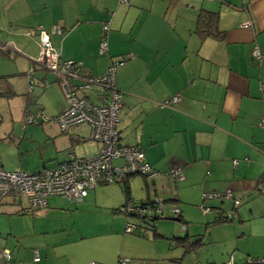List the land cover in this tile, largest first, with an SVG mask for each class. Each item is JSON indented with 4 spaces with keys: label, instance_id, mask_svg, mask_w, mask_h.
<instances>
[{
    "label": "crops",
    "instance_id": "obj_1",
    "mask_svg": "<svg viewBox=\"0 0 264 264\" xmlns=\"http://www.w3.org/2000/svg\"><path fill=\"white\" fill-rule=\"evenodd\" d=\"M127 2L0 0V54L19 57L25 62V68L28 62L29 72L31 62L39 57L37 28L47 32L54 28L59 32L50 35V42L56 54L61 60L82 63L83 75H102L111 63H118L115 82L122 93L118 124L121 143L139 147L144 161L160 174L176 165L183 176L180 181L162 176L149 181L142 177L143 184L138 180L136 184L142 185L143 193L136 198L132 197L130 186L134 176L128 177L125 180L128 194L123 190V183L118 184L123 204L130 201L140 205L158 196L173 200V205L180 210L183 220L180 223L184 224L187 223L184 215L189 217V213L187 208L183 211L179 206L183 201H193L189 197L198 196L204 206L207 200H203V193L223 192L232 184L230 190L240 204L232 203L229 214L227 210L225 213L214 207L216 216L221 212L232 221L234 215H240L238 208L244 197L251 195L254 189L259 194L264 193V176L260 180L264 171L259 174L264 169V126L260 124L264 116V59L257 63L250 55L255 48L264 54V0ZM201 10L218 15L217 28L225 33L223 39H201L195 33ZM107 22V52L100 54L103 25ZM246 22L251 25L243 28L241 25ZM42 79L47 80L48 85L44 87L40 83L41 87L50 90L44 91L45 94L55 93L57 99L54 115L39 121L42 123L48 118L47 123L53 122L42 129L48 138L43 145L50 141L52 147L40 150L34 162L11 166L0 157L7 171L35 174L55 167L70 156L89 159L99 151L100 146L92 140L88 125H74L63 133L52 121L65 108V99L57 79L46 76ZM82 93L93 105L103 104L98 89ZM175 96L179 98L176 104L163 106ZM34 143L39 145L36 140ZM104 185L109 184L90 190L79 207L101 203L111 214H120L116 211L119 202L112 203L109 192L100 189ZM64 200L49 197L45 209L32 211L24 197L5 198L0 204V264H75L67 257L62 258L64 255L56 256L59 248L64 249L61 251L65 255L77 253L71 243L84 238L74 234L55 235L63 231L55 227L64 216L62 207L69 206ZM158 226L164 227V224H156L155 231L142 229L140 236L120 235V224L117 228L111 227L108 235L96 231L90 239L106 236L108 244L89 246L94 254L83 264H115L112 256L117 250L118 264L121 261L124 264H157L159 261H163L162 264H204L196 255L198 251L182 258L183 249L173 238L187 236L191 241L202 238L190 236L182 225L184 236L167 235V245L160 251L158 247H148L153 240L145 237L147 234L158 237ZM241 246L236 244L221 264H227L231 256L233 264H249L248 258L259 259L237 257L235 250ZM4 250L10 253L8 261L2 257ZM35 252L39 256L37 262L33 261ZM122 255L127 258H120Z\"/></svg>",
    "mask_w": 264,
    "mask_h": 264
},
{
    "label": "built area",
    "instance_id": "obj_2",
    "mask_svg": "<svg viewBox=\"0 0 264 264\" xmlns=\"http://www.w3.org/2000/svg\"><path fill=\"white\" fill-rule=\"evenodd\" d=\"M127 4V0H118ZM250 22L243 23V28H248ZM59 29L47 32L37 28V42L39 57L31 62V69L27 73L29 80L28 91L33 88L31 81L35 68L43 69L54 74L59 82L64 99L65 108L56 115L54 121L61 132L65 133L69 127L86 124L91 129V138L98 143L100 148L96 155L89 159H78L70 156L68 160L48 168L39 173L29 174L23 171H7L3 168L0 160V204L7 197H24L28 207L32 211L42 210L47 207L49 197L58 196L69 202L80 203L90 190L97 185L121 183L128 177L139 175L146 179H154L157 176L167 177L173 181L183 179L181 168L172 165L163 174L152 169L145 161L142 150L137 146L124 145L120 141L118 124L119 114L122 107V93L117 90L115 73L118 63H111L102 75L91 76L82 74V63L73 60H61L56 54L50 42V35L56 34ZM109 23L103 25V37L99 44L100 54L107 52V34ZM251 58L259 63L264 59V54L257 48L250 53ZM42 86H47L44 80ZM98 89L103 97L101 106L93 105L87 98L79 96V92ZM177 96L163 103V106L176 104ZM44 118L43 121H48ZM33 120L27 121L29 124ZM264 126V116L260 121ZM236 165V161H233ZM264 188V186H263ZM218 199L221 201L231 200L234 206L240 204L235 199L232 190L223 192L203 193V200ZM209 208L203 207V214L209 213ZM119 213L133 216L141 225L127 222L124 228L126 234H136L142 229L149 228V224L155 225V217L176 218L180 210L173 204L166 203L158 196L152 203L137 205L127 203L124 208L120 207ZM145 225V226H143ZM144 227V228H143ZM5 261L10 258L8 250L2 252ZM33 261H39L37 252L34 253ZM121 261V264H124ZM249 264H264V254L261 258L252 260ZM95 264V263H90ZM227 264H233L231 256Z\"/></svg>",
    "mask_w": 264,
    "mask_h": 264
},
{
    "label": "rangeland",
    "instance_id": "obj_3",
    "mask_svg": "<svg viewBox=\"0 0 264 264\" xmlns=\"http://www.w3.org/2000/svg\"><path fill=\"white\" fill-rule=\"evenodd\" d=\"M1 56L0 76L6 77L15 96L12 98H0V157L11 166H13L12 164L17 165L20 162H34L33 160L38 157L40 150H48L52 147L50 141H48L46 146L43 145V142L48 140V138L46 134L42 132V129H45L46 125H50L53 122L39 123V121H41L43 117H52L54 115L53 111L56 107L57 99L54 98L55 93L50 94L51 92H48L45 94V92L50 90L45 91L40 83L44 81L42 79L44 76H46L47 79L55 78V76L51 72L37 68V71L35 72L34 70L32 73V76L34 75V77L31 78L33 88L29 92V79L27 75L29 67L28 62V66L25 68V62L19 59V57L13 58V56L9 55L6 57L3 55ZM85 92L86 91H84V93ZM82 94V92H79V96ZM27 113H30L32 116L24 117ZM35 116H38L39 119L37 117L34 119ZM32 119L35 121L29 124L27 121H31ZM29 138H32V141ZM35 140L39 142V145L34 143ZM263 171L264 169L259 174L261 175ZM137 180L143 184V178L139 175L132 177L130 182L131 195L135 198L138 194L142 195L143 193L142 185H140L139 182L136 184ZM253 185H255V181ZM232 187V184L227 186L229 189ZM97 188L99 189V187ZM100 189L108 191L111 202H119L117 205L119 208L124 205V198L119 190L118 184L100 186ZM244 198L245 199L241 200L243 201L242 205L238 208L240 210L239 216L234 215L232 221L227 223L213 224L212 222L216 218L214 207L222 209L225 213V210H227L228 213L226 214H229V212H232L230 210L232 201L227 200L220 203L221 200L213 199L207 200L206 202L204 201L205 205L202 206L201 197H189V200L193 201L186 200L183 201L185 203L182 202L180 205L178 204L183 211L187 208L189 217L184 215V219L187 223L181 224L180 222L172 221V217L170 216L157 220L155 226L156 224H164V227L158 226L156 228L157 234L159 235L158 237L156 236L154 238V236L150 234L146 235L145 239L150 241L153 240V244H148V247H158V251H160L161 247L167 245V240L165 239L167 235L184 236L185 230L180 227L182 225L188 230L187 232L190 236H202L203 245L196 255L200 259V262L204 264L224 263L228 255L236 248V244L242 245L235 250L237 257L242 256L244 260L248 256L253 258L262 257L264 253V193L259 194V192H255L254 189L251 195ZM194 201L196 203H194ZM63 202L67 205L69 204V206L62 207L63 210H65L62 214L64 216L59 219L60 223L55 227L56 229L61 227L63 231L57 232L55 235L62 234V236H64L66 234H74L84 236V238L76 240V244L71 243V247L77 250V253H68L65 255L64 251H61L64 249L59 248L58 251H56V256L60 257L64 255L62 258L67 257L68 260L75 264H83L86 258L94 254V252L88 248L89 246L108 244L109 240H107L106 236L99 240L90 239V236L95 234L96 231H98L100 235H108L111 227L114 229L120 224V235L124 234L130 236L131 234H126L124 232L126 223L130 222L141 225L140 221L133 216H126L121 213L116 215L111 214L101 203L82 208L81 206L79 207V203L75 204L72 202V204H70L67 200ZM203 207H209L211 212L203 214ZM76 209L78 210L76 211ZM223 216L226 217L228 215L223 214ZM141 232H143V230H141ZM50 235L54 234L51 233ZM117 253L118 250L112 256L115 258V264L119 263L117 258L118 255H116ZM120 258L124 259L127 257L122 255ZM162 262L163 261H159L157 264H162Z\"/></svg>",
    "mask_w": 264,
    "mask_h": 264
},
{
    "label": "trees",
    "instance_id": "obj_4",
    "mask_svg": "<svg viewBox=\"0 0 264 264\" xmlns=\"http://www.w3.org/2000/svg\"><path fill=\"white\" fill-rule=\"evenodd\" d=\"M217 21H218V15L216 13L201 10L197 16L195 33L201 39L206 38V37H212V38H216L219 40L223 39L225 33L218 30ZM13 96H15V93L12 91L11 87L9 86V84L6 80V77L0 76V98H12ZM263 176H264V174L260 177V180H262ZM122 183H123L122 187H123L124 192L126 194H128V184L125 182V180L123 182L117 183V184H122ZM129 202L130 201L126 202L124 205L121 206V208H124L127 205V203H129ZM165 202L169 203V204H174L173 200H165ZM149 203H152V201L148 202V203H143L140 205L149 204ZM116 211L119 212L120 208H118ZM161 218H165V217L156 216L154 219L157 221ZM176 219L178 220V222H181V223L183 222L181 214H179V216H177ZM156 221H155V223H156ZM229 221H230L229 216L225 217V216H223V214L221 212H218V215L216 216L215 220L212 223L213 224H222V223H227ZM138 225H140V224H138ZM149 226H150L149 228L145 227L144 229L152 230V229H154L155 225L149 224ZM154 231H155V229H154ZM136 235L140 236L141 234L139 232V233H136ZM173 239L176 242V244L183 249L182 258L189 253L198 251L203 245V239L201 237H199L195 240H192V241L189 240L187 236H185L183 238H173Z\"/></svg>",
    "mask_w": 264,
    "mask_h": 264
},
{
    "label": "water",
    "instance_id": "obj_5",
    "mask_svg": "<svg viewBox=\"0 0 264 264\" xmlns=\"http://www.w3.org/2000/svg\"><path fill=\"white\" fill-rule=\"evenodd\" d=\"M172 221L178 222L176 218H171Z\"/></svg>",
    "mask_w": 264,
    "mask_h": 264
}]
</instances>
